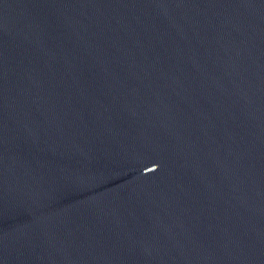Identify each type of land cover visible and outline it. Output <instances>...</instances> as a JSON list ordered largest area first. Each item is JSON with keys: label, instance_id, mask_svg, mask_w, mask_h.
<instances>
[{"label": "water", "instance_id": "1", "mask_svg": "<svg viewBox=\"0 0 264 264\" xmlns=\"http://www.w3.org/2000/svg\"><path fill=\"white\" fill-rule=\"evenodd\" d=\"M195 141L264 193V0H57Z\"/></svg>", "mask_w": 264, "mask_h": 264}]
</instances>
